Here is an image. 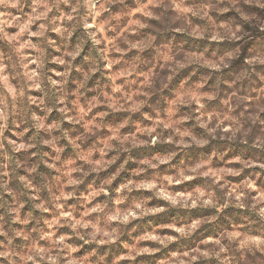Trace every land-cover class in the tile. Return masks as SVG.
<instances>
[{
    "label": "clouds",
    "instance_id": "1",
    "mask_svg": "<svg viewBox=\"0 0 264 264\" xmlns=\"http://www.w3.org/2000/svg\"><path fill=\"white\" fill-rule=\"evenodd\" d=\"M0 264H264V0H0Z\"/></svg>",
    "mask_w": 264,
    "mask_h": 264
}]
</instances>
